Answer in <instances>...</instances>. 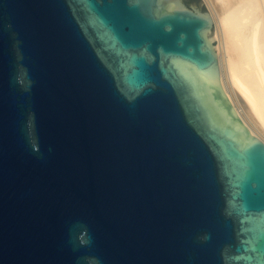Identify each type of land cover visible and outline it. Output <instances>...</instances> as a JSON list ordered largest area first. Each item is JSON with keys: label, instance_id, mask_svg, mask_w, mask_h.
I'll use <instances>...</instances> for the list:
<instances>
[{"label": "water", "instance_id": "1", "mask_svg": "<svg viewBox=\"0 0 264 264\" xmlns=\"http://www.w3.org/2000/svg\"><path fill=\"white\" fill-rule=\"evenodd\" d=\"M199 3L0 0V264H264Z\"/></svg>", "mask_w": 264, "mask_h": 264}, {"label": "bare ground", "instance_id": "2", "mask_svg": "<svg viewBox=\"0 0 264 264\" xmlns=\"http://www.w3.org/2000/svg\"><path fill=\"white\" fill-rule=\"evenodd\" d=\"M213 20L220 88L264 143V0H203Z\"/></svg>", "mask_w": 264, "mask_h": 264}, {"label": "rangeland", "instance_id": "3", "mask_svg": "<svg viewBox=\"0 0 264 264\" xmlns=\"http://www.w3.org/2000/svg\"><path fill=\"white\" fill-rule=\"evenodd\" d=\"M186 5H193V4H196L198 7H200V3H199V0H186L185 2ZM201 8V7H200ZM203 9H206V7L203 5L202 6ZM214 34V26L212 28V31H211V36ZM217 45V42L216 40H214V46Z\"/></svg>", "mask_w": 264, "mask_h": 264}, {"label": "flooded vegetation", "instance_id": "4", "mask_svg": "<svg viewBox=\"0 0 264 264\" xmlns=\"http://www.w3.org/2000/svg\"><path fill=\"white\" fill-rule=\"evenodd\" d=\"M184 2H186V0H184Z\"/></svg>", "mask_w": 264, "mask_h": 264}]
</instances>
